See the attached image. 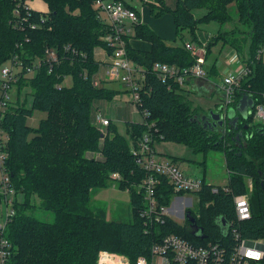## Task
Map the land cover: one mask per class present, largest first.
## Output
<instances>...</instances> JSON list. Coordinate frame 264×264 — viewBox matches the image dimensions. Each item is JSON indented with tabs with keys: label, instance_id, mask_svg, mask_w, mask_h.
Segmentation results:
<instances>
[{
	"label": "trees",
	"instance_id": "1",
	"mask_svg": "<svg viewBox=\"0 0 264 264\" xmlns=\"http://www.w3.org/2000/svg\"><path fill=\"white\" fill-rule=\"evenodd\" d=\"M25 1L0 0V69L16 62L15 81L7 84L17 95L0 115V133L7 136L2 172L15 194L23 196L22 202L14 200V214L5 227L4 236L10 243L6 264H95L100 251L122 254L134 264L140 257L149 258L151 246L166 234H175L194 245L224 241L231 246L234 240L228 223H233L242 238L264 240V125L255 124L252 115L244 120L235 112L238 128L234 130L228 119L223 137L193 120L195 112L184 99L183 88L151 72L157 62L179 68L193 65L184 43L201 45L198 26L229 22L228 8L233 4L235 26H242L227 31L226 36L232 38L225 43L239 53L241 43L247 42L248 57L242 61L249 74L241 79L229 106L235 109L242 96H247L254 103L253 113L264 95V0H175L173 8L164 0H131L141 3L154 18L170 15L175 29L173 42L179 39L180 43L168 44L141 23L134 25L132 34L125 38L128 59L146 72L140 109L147 113L142 122L127 123V140L111 123L102 132L90 116L93 102L111 100L116 95L105 82L94 85L101 67L94 51L102 48L110 53L103 39L112 33V26L95 7L96 0H40L47 6L46 12L28 10ZM105 1H121L138 11L126 0ZM197 9L206 12L195 17ZM184 32L189 34L185 42ZM130 38L148 43L150 49L133 48ZM220 38L216 35L207 39L205 59ZM66 77L71 79L68 87L62 85ZM2 83L0 77V92ZM23 89H30V108L18 99ZM33 110L45 114L36 128L26 124ZM144 134L183 144L195 153L224 154L228 191L211 193V185L202 179L197 218L190 212L203 238L193 235L187 222L179 224L168 218L163 224L148 223L141 216L143 200L136 187L146 173L131 149ZM169 159L176 163L180 158ZM112 174H117L115 180ZM246 179L253 186L251 217L237 221L233 197L246 193ZM159 180L158 198L169 206L176 194L164 178ZM110 181L128 192L130 222L108 221L103 211L90 209L91 191L106 187ZM2 197L0 191V205ZM36 210L52 214L53 220L37 218ZM218 219L227 223L225 235Z\"/></svg>",
	"mask_w": 264,
	"mask_h": 264
},
{
	"label": "built area",
	"instance_id": "2",
	"mask_svg": "<svg viewBox=\"0 0 264 264\" xmlns=\"http://www.w3.org/2000/svg\"><path fill=\"white\" fill-rule=\"evenodd\" d=\"M29 1L31 0L25 1V8L37 11L28 5ZM95 7L99 8L101 16L103 15L105 21L112 26V33L103 39L111 52L108 53L103 49L108 60L104 64L105 69L102 80L105 79L109 83L118 82L124 85L126 91L132 95L131 99L135 105L134 107L139 106L140 108V93L144 86L146 72L142 67L128 59L125 42V38L131 35L133 26L139 23L140 12L126 7L121 1L96 0ZM206 42L207 40L200 41L201 45L199 46L190 42L184 43L185 49L191 53L194 59V63L190 67L179 68L175 65L157 62L151 66V72L162 81H171L181 88L186 85V81L189 79H200L205 75L203 67L205 64ZM50 56L53 58V53H50ZM15 64H8L0 69V77L3 80L2 91L0 92V115L9 101V84L7 83L15 81ZM248 74L249 69L246 64H243L241 69L234 68L223 78L220 89L224 92L223 106L226 109L233 101L234 91L238 89L241 79ZM102 80L96 78L94 85H100ZM250 110L248 114L252 115L253 122L264 125V95L261 103L255 106L254 112L251 113ZM142 112V116H147L146 112ZM94 120V125L98 128L110 124L109 119H104L100 115L95 117ZM6 140L7 136L0 133V191L5 204V210L0 212V264H6L10 256V243L4 236V232L9 219L14 214V201L9 199V196L14 195V190L10 185L9 178L2 172L5 158L2 149ZM153 140L154 138H151L149 134H144L137 146L131 149V152L136 156L137 164L146 173L141 184L136 187L143 200L141 216L145 222L163 224L165 219L173 218L171 209L158 198L159 178H164L171 191L176 195L179 193L197 195L203 188V182L202 179L187 176L176 163L168 159H158L152 147ZM116 178L117 174L111 175L112 180ZM219 189L228 191L226 187L211 186V193H217ZM252 191V182L250 179H246V193L233 197L237 221H245L251 217L249 199ZM186 212L188 211H185L182 215L184 220ZM193 218L195 219V217ZM185 222L187 221L185 220ZM228 226L231 228V236L234 240L231 246H226L224 241L194 245L175 234H166L160 238L158 243L151 246L149 258L140 257L134 264H264V240L242 238L233 227V223H228ZM188 227H190L189 223ZM95 264L133 263L122 254L100 251L97 254Z\"/></svg>",
	"mask_w": 264,
	"mask_h": 264
},
{
	"label": "rangeland",
	"instance_id": "3",
	"mask_svg": "<svg viewBox=\"0 0 264 264\" xmlns=\"http://www.w3.org/2000/svg\"><path fill=\"white\" fill-rule=\"evenodd\" d=\"M131 6L135 7L136 10L142 12L143 6L141 3L137 1L126 0ZM168 4H173V0H165ZM34 7L39 8L37 5ZM229 13H230V21L219 25L215 22H210L207 24H200L199 31L201 35L205 36L206 34L211 36L221 35V38L217 40V43L212 47L211 54L206 61V65L204 64L203 70L205 75L200 79L193 78L186 81H194L195 86L192 89L187 91L183 90L182 94L185 100H187L194 112L195 116L199 117L201 115H205L208 112L215 111L217 108L216 104H222L224 92L219 89L218 87L222 85L223 78L226 74L230 73L234 68L241 69L243 63L242 60L247 59V42L241 43V51L238 53L233 47H229L226 45V32L229 30H235L237 27L242 25L235 26L237 23V18L235 19L233 9L234 5L229 6ZM206 10L204 9H197L194 10V16L200 17L202 16ZM146 13L148 14L147 18H154L152 14H150L147 10ZM103 16V15H102ZM234 16V17H233ZM235 20H233V19ZM140 22V20H139ZM149 28L153 30V28L148 25ZM133 29V28H132ZM155 32V31H154ZM132 34V33H131ZM237 35V34H236ZM235 37H238L236 36ZM184 41H188L189 34L187 32L183 33ZM243 36H241L242 38ZM232 37H229L231 39ZM133 39V38H131ZM168 44H179V39L177 42H173L171 39H166ZM102 48H97L94 51V57L96 59H102L99 57L98 52H101ZM231 51V53H229ZM226 54V55H225ZM205 56V55H204ZM231 56V57H230ZM262 60L264 62V52L262 54ZM101 67L99 73L97 75V79H103V72H104V65L101 61ZM215 64L216 66L220 65V69L218 73L212 74L209 72V68ZM217 66V67H218ZM33 74V73H32ZM30 74V75H32ZM209 83L208 87H203V83ZM105 82V86L113 89L115 98L111 100L100 99L96 102L92 103L91 106V118L94 122V118L100 115L104 119H109L111 125L115 128L118 135L128 139L127 135V123L128 122H141L144 120L146 115L142 116V110L139 106L135 108L134 103L132 102V95L129 94L124 85L116 84L118 82H107L102 80L101 83ZM63 86H70L71 79L70 77H66L63 82ZM185 87V86H184ZM30 89H23L18 96L20 102H24V106L26 108H30L32 97L29 95ZM14 93V94H13ZM9 101L13 102L15 100V92L10 89L8 91ZM124 96V97H122ZM128 99V100H127ZM45 118V114L39 110H33L31 115L26 118V124L31 128H36L38 123L41 119ZM107 127H100L102 132L107 130ZM152 147L154 153L158 156L157 158L160 160H170L169 157H177L180 158L177 162H179L181 170L191 178H199L203 179L205 183L213 186V187H225L228 181V171L226 168L224 154L220 151H208L205 155L203 153H195L193 150L188 148L183 144H177L170 141H162L154 139L152 143ZM163 154V155H162ZM92 155H96V153H92ZM171 161V160H170ZM176 162V163H177ZM0 182H1V173H0ZM113 182V183H112ZM198 200H197V198ZM3 199V197H2ZM11 201L17 200V202L23 201L22 195H14L9 196ZM199 194H182V195H174L169 200L168 208L171 209L174 213L171 214L174 221L179 224H184L183 214L185 211L191 212L195 217L198 215L200 206H199ZM35 203H38V200H34ZM90 209L94 212L103 211L105 213L106 219L108 221H115V222H130V209H129V195L127 190H120L118 189L117 184L114 181H110L104 188L94 189L90 193ZM1 210H5L4 201L0 205V212ZM34 215L45 221H52L53 215L43 212L41 210H36ZM197 218V217H196Z\"/></svg>",
	"mask_w": 264,
	"mask_h": 264
},
{
	"label": "crops",
	"instance_id": "4",
	"mask_svg": "<svg viewBox=\"0 0 264 264\" xmlns=\"http://www.w3.org/2000/svg\"><path fill=\"white\" fill-rule=\"evenodd\" d=\"M164 2L170 8H173L174 5H175V0H173V4H168L165 0H164ZM28 5L31 8L36 9L37 11H41V12L47 11V6L40 0H31V1L28 2ZM34 5H37L39 8L34 7ZM146 10L147 9L145 7H143L142 12H140V16H139L140 22L139 23L146 25L148 28H149L148 25H150L153 28V30L155 31V32L154 31L153 32L155 34H157L158 36L164 38L165 40L166 39L174 40L175 29H174V25H173V21H172L171 16L166 14V15L160 17V18H147L148 14L146 13ZM197 36H198V40L199 41H206L209 38L208 34L203 36V35H201V32H198V31H197ZM129 44L133 48L138 49V50H142V51H148L150 49V45L148 43H146V42H144L142 40H138V39H131L130 38L129 39ZM96 50L97 49H95V51ZM229 53H231V51ZM98 55L102 59H96L95 58V60L101 61L103 63V65H104L107 62V60H108V59H106V55L104 53V50H102L101 52H98ZM209 56L210 55H208L206 59H208ZM206 61L207 60H205V65H206ZM217 66L215 64H213L209 68V72L214 74V75L216 74V72L218 73V71L220 69V65L218 67ZM208 84L209 83L206 81V83H203V87L202 88L208 87L209 86ZM193 86H195V82L194 81H188L186 83L185 87H183V90L187 91L189 89H192ZM219 89H220V86L218 87V90ZM122 97H124V96H122ZM216 105L219 106V104H216ZM176 164L180 167L179 162H177ZM171 213H174V212L171 210Z\"/></svg>",
	"mask_w": 264,
	"mask_h": 264
},
{
	"label": "water",
	"instance_id": "5",
	"mask_svg": "<svg viewBox=\"0 0 264 264\" xmlns=\"http://www.w3.org/2000/svg\"><path fill=\"white\" fill-rule=\"evenodd\" d=\"M254 103L252 101V99L248 98L247 96H242V98L238 101V104L236 106V108H228L226 109V117L227 119H231V126H234V129H237V127L235 126V124L237 123L238 118L234 117L235 116V112H237L242 119L246 120L248 117V113L249 110L252 109ZM222 109V107H219L217 110ZM206 115V114H205ZM205 115L201 116L199 119H197V116H194L193 120H198L199 123H202ZM209 118H213L214 120H217V125L219 128H222L224 126V122L222 119H220V115L215 113L214 111L208 112L207 113ZM203 127H206L203 124ZM185 220L189 223L190 227V231L193 235L201 236V230L198 228V226L196 225L195 219L190 215V212H186L185 214ZM218 224L221 227L222 230V234L225 235L226 234V228H227V223L224 219H218ZM203 238V237H202Z\"/></svg>",
	"mask_w": 264,
	"mask_h": 264
},
{
	"label": "flooded vegetation",
	"instance_id": "6",
	"mask_svg": "<svg viewBox=\"0 0 264 264\" xmlns=\"http://www.w3.org/2000/svg\"><path fill=\"white\" fill-rule=\"evenodd\" d=\"M217 106H218V105H217ZM219 107H222V109L217 110ZM229 108H230V106H229ZM214 112L220 115V119L223 120V122H224V126H223L222 128H219L218 125H217V122H218V121H217V120H214L213 118H212V119L209 118L207 114L205 115L206 118H204V120H203V122H202V125L204 124V125L206 126V127H204V128H208V129H210V130L218 131V133L222 134V136L225 137L226 134H227L228 119H227V117H226V107L223 106V102H222V104H220V105L215 109ZM248 115H249V114H248ZM201 116H203V115H201ZM201 116L197 117V119H199ZM197 119H196V120H197ZM237 122H238V120H237ZM236 127H237V126H236ZM237 128H238V127H237ZM234 130H236V129H234ZM221 138H222V137H221ZM236 138H238V140L240 139V133H238V134L236 135ZM184 222H185V220H184ZM187 224H188V223H187Z\"/></svg>",
	"mask_w": 264,
	"mask_h": 264
}]
</instances>
